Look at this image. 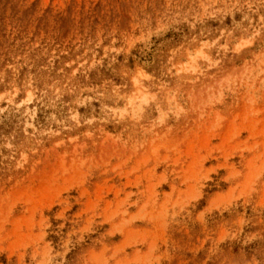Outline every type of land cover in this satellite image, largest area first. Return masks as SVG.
Instances as JSON below:
<instances>
[{"label":"rangeland","instance_id":"374dc122","mask_svg":"<svg viewBox=\"0 0 264 264\" xmlns=\"http://www.w3.org/2000/svg\"><path fill=\"white\" fill-rule=\"evenodd\" d=\"M0 264H264V0H0Z\"/></svg>","mask_w":264,"mask_h":264}]
</instances>
